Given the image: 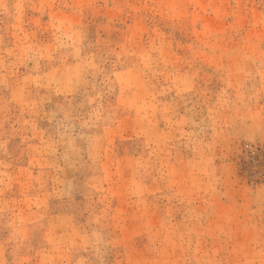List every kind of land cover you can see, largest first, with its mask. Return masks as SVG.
<instances>
[{"label":"rangeland","instance_id":"374dc122","mask_svg":"<svg viewBox=\"0 0 264 264\" xmlns=\"http://www.w3.org/2000/svg\"><path fill=\"white\" fill-rule=\"evenodd\" d=\"M0 264H264V0H0Z\"/></svg>","mask_w":264,"mask_h":264}]
</instances>
